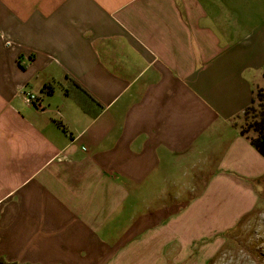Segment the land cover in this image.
<instances>
[{"label":"crops","instance_id":"0c3cea01","mask_svg":"<svg viewBox=\"0 0 264 264\" xmlns=\"http://www.w3.org/2000/svg\"><path fill=\"white\" fill-rule=\"evenodd\" d=\"M263 71L264 0H0V264L187 261L233 223L185 228L186 182L257 202Z\"/></svg>","mask_w":264,"mask_h":264},{"label":"rangeland","instance_id":"374dc122","mask_svg":"<svg viewBox=\"0 0 264 264\" xmlns=\"http://www.w3.org/2000/svg\"><path fill=\"white\" fill-rule=\"evenodd\" d=\"M263 92L264 71L254 82V94L257 96V100L251 105L252 108H246L235 117L240 130L247 129L248 124L256 119L255 115H258L261 104L258 97ZM248 181L250 183L247 186L254 187L258 199L255 206L246 214H241L240 217L238 216L241 210L235 209L247 195L246 190H243L244 187L237 185L232 187L238 194L236 198L232 189L231 192L225 193L231 198L205 199L202 200V209L195 210L197 209V200H194V196L199 192L201 194L209 183H192V181L185 183V186H190L188 197L185 199L189 198V204L195 201L186 212L190 224L186 223L185 228L189 230V228L193 229V226L202 228L212 225V228L205 229L212 230L221 228L223 224L233 223V226L219 234L212 233L197 238L193 248H190V255L185 256L184 254L183 256L187 261L179 264H264V176ZM175 201L174 199L158 200L156 205H169ZM225 208L226 210H224ZM190 210L194 211L189 213ZM195 232L196 230H191L188 233L195 234ZM177 245L178 243L175 242L173 246L169 247V251L174 252V260L170 264H176V253L180 250ZM186 253L188 254V252Z\"/></svg>","mask_w":264,"mask_h":264},{"label":"trees","instance_id":"16d2710c","mask_svg":"<svg viewBox=\"0 0 264 264\" xmlns=\"http://www.w3.org/2000/svg\"><path fill=\"white\" fill-rule=\"evenodd\" d=\"M256 100L257 96L254 94L251 105H253ZM258 100L261 102L259 113L258 115H255L256 119L248 124L247 129H241V134L246 136L250 140L251 144L262 155H264V92L259 94ZM251 105L247 108H252ZM83 106L88 111L87 106Z\"/></svg>","mask_w":264,"mask_h":264},{"label":"built area","instance_id":"2783aa9c","mask_svg":"<svg viewBox=\"0 0 264 264\" xmlns=\"http://www.w3.org/2000/svg\"><path fill=\"white\" fill-rule=\"evenodd\" d=\"M24 99L28 104H34L38 107H42L43 101L40 96L33 92L24 93Z\"/></svg>","mask_w":264,"mask_h":264}]
</instances>
